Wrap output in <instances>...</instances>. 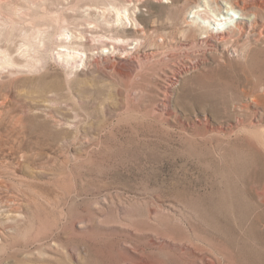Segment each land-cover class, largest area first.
<instances>
[{
	"label": "rangeland",
	"instance_id": "rangeland-1",
	"mask_svg": "<svg viewBox=\"0 0 264 264\" xmlns=\"http://www.w3.org/2000/svg\"><path fill=\"white\" fill-rule=\"evenodd\" d=\"M263 5L0 0V264H264Z\"/></svg>",
	"mask_w": 264,
	"mask_h": 264
},
{
	"label": "bare ground",
	"instance_id": "bare-ground-1",
	"mask_svg": "<svg viewBox=\"0 0 264 264\" xmlns=\"http://www.w3.org/2000/svg\"><path fill=\"white\" fill-rule=\"evenodd\" d=\"M242 3L246 4L244 2H242ZM259 3H261V2H259ZM254 4H256V2H253V5ZM235 6L240 8V9L238 11H236V9H234ZM235 6H232V9L235 12L239 13V15L233 16L232 14L229 13V11H225L223 13L221 12V14L216 16V19L218 20L217 25H226L227 27H231V26H242V25L250 24L252 27L258 26L257 19L260 16L258 11L251 12L246 7V6H248L247 4L244 7H240L239 4H235ZM259 8H262L264 10V5L262 7L260 6ZM126 11H127V9H126ZM197 12H198V14H200L201 10H198ZM189 25H192V23H190ZM260 26H261V30H264V22H262V24ZM216 29H219V28L216 27ZM228 32H229V30L219 31L217 33V35H221V37H222V35H224V39H226L229 35ZM221 39H223V38H221ZM119 41H122V40L120 39ZM192 43L195 45H202V46L208 45L211 48L217 49V50L221 49L219 42H218V39L215 36L210 38V37H206V36L202 37V35H200ZM183 46H185V44H183ZM128 49H130V47ZM104 60H105L107 67L110 70H116L115 67L112 66L111 61L108 60L107 57H104ZM122 61H123L122 58H118L117 64L123 63ZM117 64H115V65H117ZM121 75L129 77L130 71H128V70L123 71V72H121ZM129 264H133V263H129Z\"/></svg>",
	"mask_w": 264,
	"mask_h": 264
}]
</instances>
